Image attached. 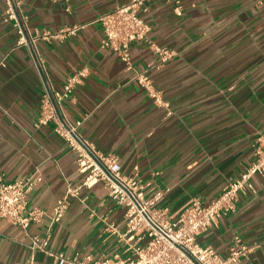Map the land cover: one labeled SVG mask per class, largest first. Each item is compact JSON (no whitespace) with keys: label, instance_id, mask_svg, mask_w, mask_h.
<instances>
[{"label":"crops","instance_id":"0c3cea01","mask_svg":"<svg viewBox=\"0 0 264 264\" xmlns=\"http://www.w3.org/2000/svg\"><path fill=\"white\" fill-rule=\"evenodd\" d=\"M130 1L25 0L23 11L33 34L85 26L64 43H37L48 77L61 91L70 76L88 70L64 104L69 120L81 122V136L99 152L118 157L124 176L148 184V199L161 193L157 207L176 218L195 198L208 205L255 161L254 145L264 134V3L179 0V17L173 0H148L141 17L150 39L176 54L148 72L160 106L135 80L158 62L145 44L131 45L132 70L100 47L96 21ZM5 10L0 0V174L9 184L38 179L27 211L42 216L27 230L0 220V264H56L32 246L33 237L48 236V251L69 258L128 257L120 240L124 211L103 184L70 197L55 222L57 203L85 176L54 124L39 125L45 87ZM253 184L254 192L239 194L234 214L198 237L222 258L240 237L250 249L242 264H264V178Z\"/></svg>","mask_w":264,"mask_h":264},{"label":"built area","instance_id":"2783aa9c","mask_svg":"<svg viewBox=\"0 0 264 264\" xmlns=\"http://www.w3.org/2000/svg\"><path fill=\"white\" fill-rule=\"evenodd\" d=\"M2 1L6 4L5 17L13 23L19 36L18 47H26L29 50L45 87L39 125L54 124L55 133L72 150L79 172L85 176L80 186L69 187L66 197L57 203L55 222H60L64 217L70 197H78L83 189L103 184L109 198L124 211L125 232L120 235V240L126 243L125 252L129 256L94 258L89 255L85 258H69L63 253L48 251L49 236L44 240L33 237L32 246L53 257L56 264H242L250 249L243 244L240 237H233V246L226 258L219 256L212 248L202 246L198 237L216 226L222 217L234 214L239 194L254 192L253 179L264 178V134L255 142L254 163L239 179L228 182L208 205L195 198L173 218L167 208L157 207L161 193L154 199H148L149 185L137 178L124 176L118 157L99 152L81 136V122L72 123L69 120L64 104L72 97L77 86L87 78L88 70L83 68L70 76L61 91L54 88L48 77L46 64L37 43H64L76 37L85 26L66 27L55 33L33 34L23 11L25 0ZM147 1L131 0L113 12L102 15L96 22L100 24L103 32L101 49L116 54L128 70L133 69L131 45L134 43L145 44L158 57V62L151 64L146 72L137 74L135 80L147 91L149 97L161 106L160 94L153 87L148 72L162 69L176 54L159 47L150 39L151 27L141 17L142 13L148 12ZM173 2L176 15L182 16L180 1ZM262 2L264 3V0ZM0 66L5 67V63L2 62ZM37 181L39 180L27 178L9 184L0 174V220L23 230L40 220L41 212L27 211L28 195Z\"/></svg>","mask_w":264,"mask_h":264}]
</instances>
